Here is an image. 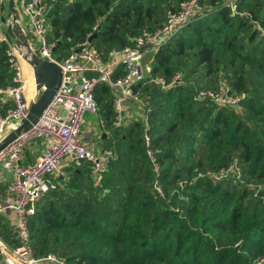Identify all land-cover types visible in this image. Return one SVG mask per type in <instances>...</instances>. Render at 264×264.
Segmentation results:
<instances>
[{"label":"trees","instance_id":"obj_1","mask_svg":"<svg viewBox=\"0 0 264 264\" xmlns=\"http://www.w3.org/2000/svg\"><path fill=\"white\" fill-rule=\"evenodd\" d=\"M183 1L53 0L45 24L50 54L61 61L89 40L107 59L162 27ZM198 1L201 11L144 56L149 70L132 119L113 125V93L106 83L96 85L106 132L99 144L113 155L99 177L87 161L68 162L36 201L27 218L34 257L51 254L65 264H264V0H232L233 9L229 0ZM6 48L0 42L2 86L13 74ZM175 72L179 83L153 81ZM212 79L230 86L221 93L239 94L234 106L195 97ZM7 108L0 97V112ZM12 235L14 247L16 229Z\"/></svg>","mask_w":264,"mask_h":264},{"label":"built area","instance_id":"obj_2","mask_svg":"<svg viewBox=\"0 0 264 264\" xmlns=\"http://www.w3.org/2000/svg\"><path fill=\"white\" fill-rule=\"evenodd\" d=\"M53 0H21L22 7L29 18L33 40L27 41L31 51L40 57L56 61L61 68V79L46 106L32 126L21 131L15 138L0 149V180L6 179V187L14 195L11 203L0 201V213L7 208L15 213V227L20 243L11 249L0 246L2 259L0 264H39L40 260H51L57 264H65L54 255L36 258L29 245L27 218L34 212L35 203L47 191L55 186L54 179L61 174L60 167L65 161H87L97 177L105 169L113 155L111 149L94 148L84 137L81 128L84 124L85 112L96 113L94 89L99 83H106L113 93V125H121L132 119L142 106L138 84L149 70V63L143 60L147 51L154 50L181 28L194 14L201 11L198 0H185L176 12H170L162 27L152 31H144L135 39L134 46H125L111 50L107 59L89 40L77 44L61 61L51 56L54 45L45 35V24L48 10ZM229 6L234 8L232 0ZM10 26L13 33L1 30L2 25ZM16 30L23 32L19 18L9 14L6 19L0 16V42H6L8 65L13 70L12 83L0 84V97H8L11 106L4 113L0 112V139L12 128L19 125L27 115L28 105L23 97L25 80L22 78L20 61H25L28 51L22 44ZM24 33V32H23ZM26 36V35H25ZM121 66V71L119 67ZM162 87L181 82V74L175 72L169 79L153 78ZM45 88L41 84L39 91ZM38 91V92H39ZM38 94V93H37ZM220 94V95H219ZM208 89L197 91L196 98H208L215 102L234 104L237 96H226ZM37 97V96H36ZM146 113L144 118L143 138L149 144ZM46 138L47 143L39 150L31 163L22 162L21 149L32 139ZM153 170L157 171V160L150 149L147 150ZM233 170L239 173V168ZM222 172V171H221Z\"/></svg>","mask_w":264,"mask_h":264},{"label":"crops","instance_id":"obj_3","mask_svg":"<svg viewBox=\"0 0 264 264\" xmlns=\"http://www.w3.org/2000/svg\"><path fill=\"white\" fill-rule=\"evenodd\" d=\"M16 3L17 4L20 3L22 6V2H21V0H14V9H15L16 16L19 18L20 25L23 29V32L26 35V30H29L30 32H32L31 28H30V24H29V18L26 14V18L22 19V16L19 12L20 10H18L16 7ZM9 14L10 13H9L8 7L6 8L5 14H3L2 8L0 7V16H1L2 20L6 19ZM23 20H25V24L23 23ZM1 30H7L6 23H4L2 25ZM26 37H27V35H26ZM148 52L149 51H147L145 53V55ZM20 64H21L22 78L25 80L24 88H23V97H24L25 102L29 106L31 101H33L36 98V96L39 95L40 92H38L36 90L35 83L33 81V73H32L31 66L26 61H23V60L20 61ZM90 123H92V122H90ZM93 123L97 127H101L99 119L95 120ZM91 125H92L91 130H94V125L93 124H91ZM105 135H106V132L101 129L99 134H98L99 138L104 137ZM30 141L31 142L28 143V145L23 146L21 149L22 162L24 164L31 163L34 161L39 150H41L42 147L47 143L48 139L36 138V139H32ZM98 145L100 146V144H98ZM32 146H33V148H31ZM27 149L29 152L27 151ZM67 163H68V161H65V162H63V164L61 166L64 167ZM13 197H14V195L12 193H10L6 187V179L1 178V180H0V201L3 203H11L13 200ZM15 218H16L15 213H14L13 209H11V208H7L0 213V246L4 245L5 247H7L9 249H11L13 247L11 238L13 236L12 234L15 232V229H16ZM1 259H2V254L0 253V263H1Z\"/></svg>","mask_w":264,"mask_h":264},{"label":"water","instance_id":"obj_4","mask_svg":"<svg viewBox=\"0 0 264 264\" xmlns=\"http://www.w3.org/2000/svg\"><path fill=\"white\" fill-rule=\"evenodd\" d=\"M7 7L9 9V13L12 14L14 18L16 16L14 0H8ZM7 33H13L9 25L7 26ZM16 33L21 39L22 44L29 52V56H25L24 58L32 68L33 81L35 83L36 90L39 91L41 84H44L45 88L39 91V95L33 101H31L28 106L27 115L21 120L19 125L10 129L0 139V149L3 148L13 138H15L16 135H18L21 131L29 129L32 124L36 122L41 111L52 98L61 79V68L59 64L54 60L42 58L37 53L31 51L25 34L20 30H16Z\"/></svg>","mask_w":264,"mask_h":264},{"label":"rangeland","instance_id":"obj_5","mask_svg":"<svg viewBox=\"0 0 264 264\" xmlns=\"http://www.w3.org/2000/svg\"><path fill=\"white\" fill-rule=\"evenodd\" d=\"M0 7L2 8V11H3V14H5V11H6V8H7V0H0ZM16 7L18 10H20V14L22 16V19L26 18V13L24 11V9L22 8L21 4H17L16 3ZM23 23L25 24V20H23ZM26 35L27 37L29 38V40H33V35H32V32H30L29 30H26ZM145 58L147 59L148 58V55L145 56ZM145 62H148L147 60H144ZM219 80H216V79H212V82L208 84V86L204 89H208V90H212V91H216L218 94L221 93V91L224 89V91H227V87H229L230 89V86L225 83L224 81H219ZM220 95V94H219ZM239 96V94L235 91H230V92H227V95L226 96ZM4 99L5 101H7V104L9 105L10 107V99L8 97H4L2 98ZM234 106V104H231ZM98 119V114L97 113H92V112H85L84 114V124L81 128V132H82V135L84 137H87L89 139V145L94 147V148H99L100 146L98 145L99 144V132L100 130L102 129L101 127H97L93 122L95 120ZM92 122V123H90ZM90 123V124H89ZM94 125V130H91L92 129V125ZM31 141H28L24 144L25 145H28V143H30ZM46 142V141H45ZM33 148V146L31 147ZM28 151V149H27ZM29 152V151H28ZM60 171L65 173V170L63 169V167L61 166L60 167ZM39 264H57L51 260H40L39 261Z\"/></svg>","mask_w":264,"mask_h":264}]
</instances>
